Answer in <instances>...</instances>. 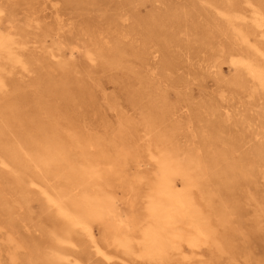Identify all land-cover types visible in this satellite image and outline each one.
<instances>
[{"label":"bare ground","instance_id":"bare-ground-1","mask_svg":"<svg viewBox=\"0 0 264 264\" xmlns=\"http://www.w3.org/2000/svg\"><path fill=\"white\" fill-rule=\"evenodd\" d=\"M60 1L47 18L40 0H0L6 264H210L203 250H223L241 201L256 227L264 220V0H181L145 17L136 8L148 0ZM180 39L233 69L196 122L194 104L174 119L191 100L168 56ZM106 83L141 97L134 116L76 113ZM26 91L27 110L15 108ZM226 123L234 146L218 136Z\"/></svg>","mask_w":264,"mask_h":264},{"label":"rangeland","instance_id":"rangeland-1","mask_svg":"<svg viewBox=\"0 0 264 264\" xmlns=\"http://www.w3.org/2000/svg\"><path fill=\"white\" fill-rule=\"evenodd\" d=\"M40 1H42L41 3L45 5L44 10H41V14L47 18L51 15V9L53 6H60L62 4V1L60 0ZM176 1L180 2L181 0H148L140 3L136 8L138 16L145 17L149 13L154 14L160 12L164 10L163 6L166 7V5L176 3ZM243 1L256 3L254 0ZM116 2H118V0H103L101 3H103L102 7L112 10L116 7ZM126 3L124 8H127ZM248 3H245L244 5L248 6ZM250 7L252 8V6ZM124 8L122 9L123 13H126L127 9ZM210 11L211 13L213 12L212 10ZM247 14H250V12L247 11ZM96 15V13L93 14V16ZM129 21L133 22L135 20L134 18L126 19L124 20V23L127 24ZM147 32L151 34L150 30ZM185 42L186 41L184 39H180L178 41H172V43L168 46V56L171 63L176 64L175 67L172 68L174 73L173 76L177 77L181 84L186 82L187 91L191 97L190 102H187L186 104L183 103L181 108L177 111L178 115L174 116V119L177 118L178 120H180L179 117H181L183 123L187 122L186 115L188 114V105L194 104L195 106V109L192 110L193 117L190 121L196 122L197 118L200 117L199 106L203 101L206 109L210 105L211 95L216 94L215 99L219 101L220 95L217 93V79L229 78L233 72L232 67L228 64L225 58L219 59L220 64L218 68L215 66V56H210L205 51L193 54L190 49L185 46ZM153 56L154 62L156 61L158 64L160 60L159 53H155ZM74 57L76 62L81 59L79 53H75ZM151 63L154 65L153 60ZM157 71L158 68H154L151 69L150 73L154 77H158L159 74ZM140 75L143 76L142 73ZM139 87L143 89L148 87V85H141ZM30 92L31 91H26L17 97L15 101V108L27 110ZM91 92L92 95L90 97L85 95L84 98L80 100L81 104L79 103L77 108H75V111L79 116L85 115L88 117L89 115L91 118L95 117L96 119L102 116L104 119H115L118 115L134 116L136 111H138L137 100L141 97L137 96L134 102L131 103V101L127 99L125 91L117 85L106 83L102 86V88L93 87ZM222 93L227 96L226 91H222ZM168 98L171 101L177 99L173 90H169ZM42 99L46 101L45 96H42ZM53 100L56 104H63V100H60L59 97H53ZM141 100L145 101L146 98H142ZM93 106L96 107V111L94 113L92 111ZM221 115L224 117V112H222ZM221 115L220 112L216 113V117L222 118ZM226 124H223V126L220 127V131L217 132L219 134L218 136L224 138V145L234 146L232 144V137H234L233 130L235 129ZM184 139V137H180L181 143L185 146ZM241 148L242 147L240 146L239 149ZM177 185H180L178 180ZM234 202L235 201H232V203ZM241 206H245L242 214L238 213L231 219V225L236 229L230 236L229 241L226 242V245H223V250H214L213 252V249L210 248V251L208 252L204 249V257L202 260H205L210 264H264V220L261 217L258 222L259 226L256 227L254 217L251 215V206L242 201ZM118 208L119 211H122L121 205H118ZM3 237V232L0 230V250L5 248V244H3ZM211 254L214 255V258H211ZM0 264H6L4 253L2 251H0Z\"/></svg>","mask_w":264,"mask_h":264}]
</instances>
